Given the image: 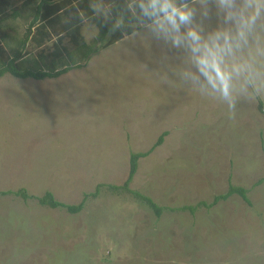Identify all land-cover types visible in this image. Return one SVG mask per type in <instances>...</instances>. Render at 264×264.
<instances>
[{"label":"rangeland","instance_id":"374dc122","mask_svg":"<svg viewBox=\"0 0 264 264\" xmlns=\"http://www.w3.org/2000/svg\"><path fill=\"white\" fill-rule=\"evenodd\" d=\"M23 2L10 0L2 15L0 59L18 50L31 20L37 0ZM188 4L202 36L233 29L215 0ZM93 7L103 15L106 1ZM151 25L58 77L0 76V192L49 191L66 204L101 183L73 213L0 193V264H264V18L225 57L234 112L199 76L186 45ZM79 28L90 43L95 25L82 18ZM55 38L28 40L21 58L46 55ZM138 152L128 188L159 206L157 216L108 186L122 184ZM228 184L247 200L233 192L196 207Z\"/></svg>","mask_w":264,"mask_h":264},{"label":"trees","instance_id":"16d2710c","mask_svg":"<svg viewBox=\"0 0 264 264\" xmlns=\"http://www.w3.org/2000/svg\"><path fill=\"white\" fill-rule=\"evenodd\" d=\"M10 0H0V22L5 13ZM96 0H37L32 11L23 37L20 39L18 50L10 57L0 59V76L7 73L16 78L30 77L35 80L44 78H54L61 75L71 67H77L84 63L88 55L96 50L105 47L122 37L138 30L142 25L152 23V20L143 16L140 9L141 0H105L106 11L102 14H95L93 3ZM190 0H175L179 5ZM30 0H24L23 3ZM147 4L148 0H144ZM13 10H11L12 12ZM14 14V12H12ZM12 14V15H13ZM82 18L89 19L95 27L96 32L90 43L84 41L80 32L79 24ZM34 27V32L30 28ZM50 35L56 36L52 42L50 50L44 56H38L36 60H24L21 58L19 50L28 40L37 46L49 38ZM66 37L68 46L63 42ZM1 39V38H0ZM0 50V56H1ZM31 64V65H29ZM161 133L154 146L162 141ZM152 146V147H154ZM144 153H131L129 156V168L125 180L120 185H109L115 191L123 190L132 194L138 200L144 202L154 212L155 216L160 213L161 208L152 200L136 191L129 190L128 184L135 172L136 161ZM101 183H97L94 189L84 192L81 199L75 203H62L56 200L49 191H45L40 197H33L25 193L23 189L14 191H3L1 195L12 194L23 201L34 198L37 205L50 209H63L65 212L73 213L78 211L87 196H94L98 193ZM238 193L243 199L247 200L243 187L228 184L227 189L218 195H214L209 203L200 201L196 207H211L219 200H223L231 193ZM180 209L192 210L193 207L183 206Z\"/></svg>","mask_w":264,"mask_h":264},{"label":"clouds","instance_id":"9594fccd","mask_svg":"<svg viewBox=\"0 0 264 264\" xmlns=\"http://www.w3.org/2000/svg\"><path fill=\"white\" fill-rule=\"evenodd\" d=\"M204 3L205 0H199ZM224 10V22L231 23L233 29H216L206 37L201 31L192 27L195 10L184 2L175 0H144L140 2L143 16L152 20L154 32H162L165 37L171 36L172 43L179 47L185 44L191 54L192 62L200 77L228 102L231 111L235 110L232 95V76L224 69L225 57L232 56L249 42L257 22L264 18V0H215ZM207 16V11L204 12ZM181 26L187 31L181 33ZM233 71L239 73V66Z\"/></svg>","mask_w":264,"mask_h":264},{"label":"crops","instance_id":"0c3cea01","mask_svg":"<svg viewBox=\"0 0 264 264\" xmlns=\"http://www.w3.org/2000/svg\"><path fill=\"white\" fill-rule=\"evenodd\" d=\"M190 2H192V0H191V1H189V2H187V3H190Z\"/></svg>","mask_w":264,"mask_h":264}]
</instances>
